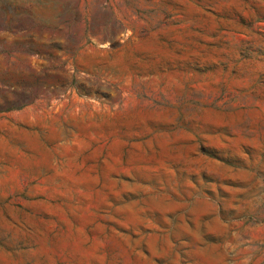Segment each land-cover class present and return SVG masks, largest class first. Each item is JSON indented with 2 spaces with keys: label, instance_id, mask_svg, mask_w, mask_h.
<instances>
[{
  "label": "rangeland",
  "instance_id": "374dc122",
  "mask_svg": "<svg viewBox=\"0 0 264 264\" xmlns=\"http://www.w3.org/2000/svg\"><path fill=\"white\" fill-rule=\"evenodd\" d=\"M0 264H264V0H0Z\"/></svg>",
  "mask_w": 264,
  "mask_h": 264
},
{
  "label": "crops",
  "instance_id": "0c3cea01",
  "mask_svg": "<svg viewBox=\"0 0 264 264\" xmlns=\"http://www.w3.org/2000/svg\"><path fill=\"white\" fill-rule=\"evenodd\" d=\"M7 31V30H6Z\"/></svg>",
  "mask_w": 264,
  "mask_h": 264
}]
</instances>
